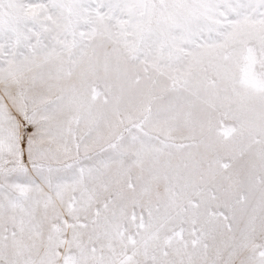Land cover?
Returning a JSON list of instances; mask_svg holds the SVG:
<instances>
[{"label": "snow or ice", "instance_id": "snow-or-ice-1", "mask_svg": "<svg viewBox=\"0 0 264 264\" xmlns=\"http://www.w3.org/2000/svg\"><path fill=\"white\" fill-rule=\"evenodd\" d=\"M0 264H264V0H0Z\"/></svg>", "mask_w": 264, "mask_h": 264}]
</instances>
